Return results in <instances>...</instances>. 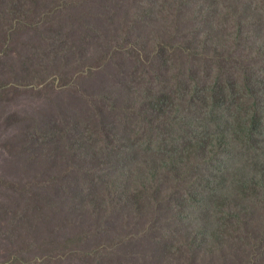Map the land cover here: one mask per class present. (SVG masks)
<instances>
[{
  "label": "rangeland",
  "instance_id": "rangeland-1",
  "mask_svg": "<svg viewBox=\"0 0 264 264\" xmlns=\"http://www.w3.org/2000/svg\"><path fill=\"white\" fill-rule=\"evenodd\" d=\"M145 6L147 22L122 42L123 23L130 28ZM171 31V67L154 70L138 43L152 51L151 40ZM218 67L235 79L252 67L264 90V0H0V264H264V203L242 184L262 170L264 140L224 156L227 178L214 199L206 187L193 194L186 189L198 175L220 168L201 158L180 177L195 162L191 123L206 120L203 100H181V125L135 104L171 90L179 74L184 86L188 77L206 85ZM171 153L174 169L162 163ZM123 164L141 165L143 177L156 171L155 195L131 193V206L95 212L105 200L101 189L81 191L95 180L88 170H114L121 184ZM219 200L239 213L224 229Z\"/></svg>",
  "mask_w": 264,
  "mask_h": 264
},
{
  "label": "trees",
  "instance_id": "trees-1",
  "mask_svg": "<svg viewBox=\"0 0 264 264\" xmlns=\"http://www.w3.org/2000/svg\"><path fill=\"white\" fill-rule=\"evenodd\" d=\"M150 12L149 6H145L143 14L139 16L135 21L132 20L130 28L123 23L124 32L120 34L122 42L127 40V36L131 34L133 28L137 29L138 25L142 22H147L143 18ZM153 14V12H152ZM142 18V19H141ZM141 19V20H139ZM175 31L169 33L170 38L165 39L162 35H156L151 41L153 44L152 51H149L146 44L143 41H139V47L151 58L152 68L158 69L161 65H165L167 58L170 54V44L164 40H170L173 38ZM177 49L184 52L185 45L180 43ZM167 66L171 67V63L167 62ZM248 73L240 72V79L233 77H224L222 69L220 67L215 69V72L206 85H201L199 81L194 80L192 77H188V86L183 85L184 77L181 74L177 76L176 85L172 81L171 85L173 88L163 92H153L152 95L142 96L139 101L135 104H151L155 107L156 111H162L166 113V123L182 124L183 120L187 116L181 113V100L188 97L190 100L194 97L203 100V106L206 109V120L203 122L191 123L193 133L198 134V140L193 145L195 148L194 164L190 165L188 169L185 167V172L180 173L181 180L191 172L196 170L200 164L199 159L203 158V163L210 165H217L220 168L215 172H211L208 175H198L195 182L188 187L190 193L200 194L206 187V190H213L210 197L214 199V195L220 193V190L225 186V179L227 178V168L225 166L224 156L226 154L232 155L234 151H241L243 149L254 152L257 150L258 145L264 140V98H262L264 90L260 87L259 82L252 76V67ZM243 69V68H242ZM241 69V70H242ZM245 76H243V75ZM161 76H158V78ZM172 80V79H171ZM264 86V83H263ZM189 90H194L189 92ZM201 90V95L200 91ZM226 96L229 104H226ZM194 102V101H193ZM233 108L230 113L222 115V111ZM107 127V126H106ZM104 138L108 140L109 129H106ZM175 146V145H174ZM167 148H169L167 146ZM167 152V151H166ZM110 159H114V153H107L105 155ZM167 157L162 162L167 168H175L173 164L175 161V155L167 154ZM182 160V159H181ZM93 163V161H92ZM97 166V165H96ZM141 165L136 170H130L123 164V169L120 173V177L123 178L121 184L119 178L115 174V171L109 173L103 172L101 166L91 168L88 170L87 176H94L95 180L90 181L83 186L82 192L91 191L95 189H101V192L105 193L106 197L102 192L99 194L97 200L101 197L104 198L105 202L100 204L96 202L91 205L95 212H98L101 208L106 205L107 208L112 206L114 203L125 202L126 206H131L132 201L128 196L133 193L141 195L143 193L155 195L152 186L156 185L159 181L158 173L149 172L147 177H143L140 171ZM115 174L113 176H109ZM138 174V175H137ZM247 180H243L245 194L250 196H258L260 192V202L264 203V166L257 175L246 176ZM214 183V184H213ZM152 185V186H151ZM220 188V190L218 189ZM218 189V190H216ZM90 193V194H91ZM169 197L173 201L174 208L177 210L178 215H184L183 205L178 204L177 196L174 194V190L169 194ZM205 198L202 197L201 200ZM193 198L188 200L192 202ZM153 202L158 200L152 198ZM229 204L219 200L213 211L217 217L222 221L221 229H224L227 225L228 218L232 215L239 217L238 211H233L231 208L227 211ZM197 235H189L187 238V245H195V241L198 237L201 239L206 233L202 231ZM214 234V233H213ZM88 234L84 232L81 242H85ZM216 237V236H214ZM217 240L220 238H216Z\"/></svg>",
  "mask_w": 264,
  "mask_h": 264
}]
</instances>
